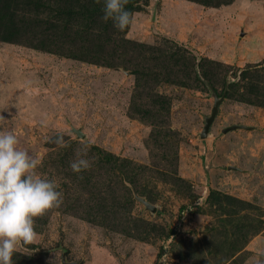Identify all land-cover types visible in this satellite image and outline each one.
<instances>
[{
  "label": "rangeland",
  "instance_id": "1",
  "mask_svg": "<svg viewBox=\"0 0 264 264\" xmlns=\"http://www.w3.org/2000/svg\"><path fill=\"white\" fill-rule=\"evenodd\" d=\"M6 1L0 131L62 192L14 264H63L66 250L83 264H250L264 248V0H128L123 32L102 0ZM208 82L223 102L203 138ZM233 124L246 127L223 132Z\"/></svg>",
  "mask_w": 264,
  "mask_h": 264
},
{
  "label": "clouds",
  "instance_id": "2",
  "mask_svg": "<svg viewBox=\"0 0 264 264\" xmlns=\"http://www.w3.org/2000/svg\"><path fill=\"white\" fill-rule=\"evenodd\" d=\"M127 3L128 0H102V20H111L117 30L125 31L132 23ZM56 142L65 146L62 136ZM18 145V137L13 132L0 131V264H14L18 245L34 241V218L62 203V192L56 181L38 174L41 161ZM90 167L91 162L79 152L70 162L75 173ZM249 260L250 264H264V248L253 250Z\"/></svg>",
  "mask_w": 264,
  "mask_h": 264
},
{
  "label": "water",
  "instance_id": "3",
  "mask_svg": "<svg viewBox=\"0 0 264 264\" xmlns=\"http://www.w3.org/2000/svg\"><path fill=\"white\" fill-rule=\"evenodd\" d=\"M212 94L214 96V104H213L210 115H208L205 118V124H204L203 130L201 132V136L203 138H205L207 135H209L211 127H212V125H213V123H214V121H215V119H216V117L220 111L221 103L223 102V96L221 97L213 89H212ZM240 127H246V126L242 125V124H233L232 126L224 128L223 132L226 133L230 130H234V129L240 128ZM72 131L75 132L79 138H85V136H86V134L84 133V131L80 127L77 128V127L73 126ZM135 198L138 201H140L141 203H143L147 209L151 210L152 212H156L157 206L155 204L151 203L145 197H143V196L139 195L137 192H135ZM67 255H68V250H66L62 255L63 264H83L82 261H70V260H68Z\"/></svg>",
  "mask_w": 264,
  "mask_h": 264
},
{
  "label": "trees",
  "instance_id": "4",
  "mask_svg": "<svg viewBox=\"0 0 264 264\" xmlns=\"http://www.w3.org/2000/svg\"><path fill=\"white\" fill-rule=\"evenodd\" d=\"M9 0H7L6 2H8ZM64 5L66 6V7H69V3L65 0L64 1ZM129 4H127V6H128ZM68 15V14H67ZM8 39H14V38H8ZM208 84V87L211 89V91H212V89L213 90H215L218 94H219V92L217 91V89L210 83V82H208L207 83ZM173 233H174V231H173ZM162 253V252H161ZM161 253L159 254V255H161Z\"/></svg>",
  "mask_w": 264,
  "mask_h": 264
}]
</instances>
